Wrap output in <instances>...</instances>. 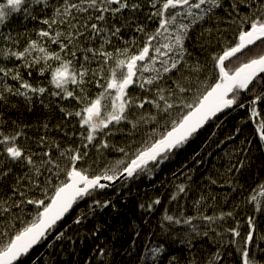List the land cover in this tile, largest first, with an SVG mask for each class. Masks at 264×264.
Listing matches in <instances>:
<instances>
[{
    "label": "snow or ice",
    "instance_id": "1",
    "mask_svg": "<svg viewBox=\"0 0 264 264\" xmlns=\"http://www.w3.org/2000/svg\"><path fill=\"white\" fill-rule=\"evenodd\" d=\"M238 2H243L251 11L241 13ZM223 4L224 0H151L153 11L149 19L157 21V28L146 31L144 26L138 25L135 31L141 34L140 40L123 41L125 46L117 47L112 38L122 40L121 27L114 23L109 26L108 22L118 16L122 18L125 10L140 11L138 0H6L0 3V25L13 13L23 12L37 19L29 11L30 6L39 7L42 12L52 10L50 16L40 19L47 27L36 32L37 39L29 38L23 49L19 48L18 39L12 40V47L0 49L4 60L20 61L12 68L0 64V102L7 103L8 95L23 96L28 101L34 95H43L48 89L31 84L20 69H26L29 77L33 69L43 76L51 67L49 62L55 61L58 66L52 70L49 83L60 91L50 95L78 101L81 105L78 111L65 108L60 111L67 117H79L84 128L80 133L81 147L61 149L60 143H50L47 136H41L35 141L39 150L33 151L17 143L25 136L22 130L5 134V121L0 120V187L4 186V180L14 177L11 196L0 198V218L6 220L11 216L13 221L20 223L19 227L12 224L16 227L13 233L0 229V264H24L22 258L41 244L50 231L60 227V222L80 201L87 199L92 204L89 213L74 220L75 224H80L88 214H94L97 208L111 204V200L98 198L112 186L105 182H115L121 177L138 179L141 174L153 175L225 110L248 108L250 118L260 117L259 106L264 105V0H234L229 5L231 10L220 18L217 10L223 9ZM213 20L212 27L204 29L200 35L207 34L209 46L215 40L218 50L214 49L215 54L210 55L208 61L189 63L192 53L185 42L191 39L190 33L198 25ZM97 43L98 47L90 46ZM50 45H57L58 50H50ZM77 52L83 53L84 62L99 58L98 78L97 71L83 63L78 69L72 68L81 60ZM208 62L214 77L207 74ZM89 74L91 78L86 79ZM9 79L19 82V86L13 88ZM87 84H95L102 91L91 98L87 94ZM70 85L75 87L69 88ZM122 122L130 125V136H135L145 125L153 127L134 148L132 144L126 147L109 144L107 137L114 134L109 125L115 127ZM47 127L45 124L44 128ZM256 130L264 141V118L258 120ZM89 145H98L97 151L115 150L122 158L95 171L88 163ZM240 153L245 158L238 159L229 171L239 173L250 165L243 147ZM13 164L23 165L26 171L15 175ZM259 188L264 190V183ZM185 191L184 184L177 185V194ZM176 198L172 196L173 200ZM256 199V196L251 197L253 201ZM160 203L157 198L149 208ZM29 205L35 209L34 213L27 210L31 219L14 215V210L25 212ZM256 211H261L259 203ZM225 215L232 217L233 213L201 218L214 223ZM164 218L181 223L170 215ZM194 219L196 217L184 218L183 223L192 224ZM247 224L249 231L244 237V246H238L237 250L241 252L242 264H257L247 247L255 232L252 217ZM238 229L239 225L228 231L239 237ZM63 235L60 232L58 238ZM152 251L159 254L163 248ZM216 259H220L219 253Z\"/></svg>",
    "mask_w": 264,
    "mask_h": 264
},
{
    "label": "trees",
    "instance_id": "2",
    "mask_svg": "<svg viewBox=\"0 0 264 264\" xmlns=\"http://www.w3.org/2000/svg\"><path fill=\"white\" fill-rule=\"evenodd\" d=\"M5 2L6 0H0V3ZM138 2L141 4L140 11L132 13L125 10L122 18L118 16L108 22L109 26L114 23L121 27L122 40L112 38L113 44L117 47H124L123 41L130 42L134 38L140 40L141 34L135 31L138 25L144 26L146 31H154L157 28V21L149 19L153 11L150 7L151 0ZM232 2L234 0H224L223 9L217 10L220 18L225 16L226 11L231 10L229 5ZM238 7L241 13L251 11L243 2H238ZM29 11L37 19H32L23 12L13 13L3 25H0V49L12 47V40L16 39L19 40V48L23 49L29 38L37 39L36 32L47 27L40 23V19L45 15L50 16L51 9L42 12L39 7L30 6ZM129 20L131 23H128ZM213 23L214 20L202 23L190 33L191 39L185 42L192 53L189 63L195 64L197 60L208 61L210 55L215 54L214 49L218 50L215 40L209 46L206 44L207 34L203 37L200 35L204 29L212 27ZM231 31L229 29V32ZM90 46L99 45L97 43ZM108 47L112 50L110 46ZM50 50H58L57 45H50ZM82 55V52H77L81 60L74 63L72 68L78 69L83 63L85 67L96 70L98 78L99 58H90L88 62H84ZM49 63L51 67L43 76L38 70L33 69L32 76L29 77L26 69H20L24 78L31 84L45 87L48 91L43 95H34L31 101L23 96L8 95L7 103L0 102V120L5 121L3 131L5 134H14L15 131L22 130L25 136L17 143L33 151L39 150L35 141L41 136H47L50 143H60L61 149L69 146L81 147L80 133L84 128L79 123V117H67L60 111L61 108L78 111L81 105L71 98L50 95L51 92L60 90L49 83L51 72L58 63L55 61ZM0 64L12 68L20 64V61L4 60L0 55ZM207 74L214 77L210 62ZM104 76L107 77V72ZM90 78L89 74L86 79ZM103 82L102 80L101 83ZM8 83L13 88L19 86V82L10 79ZM73 87L75 86H69ZM85 87L91 98H95L102 91L95 84H87ZM129 92H132L131 88ZM259 108L261 115L255 120L250 118L248 108L225 110L218 115L215 122H210L201 129L185 148L176 153L173 159L161 165L153 175L141 174L138 179L129 178L112 189L104 190V194L98 198L113 200L112 206L88 214L86 217L89 223H70V218L60 222V227L50 231L47 238L30 251L28 255L30 260L38 258L32 264H215L217 261L209 255L211 251L214 255L219 252L230 264H242V259L237 258L242 255L237 249L238 246H244V237L249 231L247 224L249 217L255 222V232L253 241L247 247L250 257L256 256L257 264H263L264 239L261 237L264 236V190L260 189L259 185L264 183V141L260 139L256 129L258 120L264 118V105H260ZM45 124L48 125L47 129L44 128ZM152 127L145 125L137 130L135 136H130L128 134L130 125L124 122L115 127L109 125L114 134L107 139L109 144H115L117 147L132 144L134 148L147 133L151 132ZM237 129L240 131L237 132ZM104 131L107 132L108 129ZM242 147L250 165L239 173L235 170L229 171L238 159L245 158L240 153ZM97 148L98 145L97 147L89 145L88 163L92 164L95 171L122 158V154L115 150L97 151ZM53 151L55 153V149ZM93 161L96 163L93 164ZM12 168L17 176L26 171L23 165L13 164ZM13 179L14 177H10L2 182L4 186L0 187V198L6 199L11 196L10 185ZM213 180L216 183H212ZM180 184L186 186V191L177 194V185ZM173 195L177 196L175 200L172 199ZM252 196H256V201L260 202L261 211L251 210H256L251 205ZM157 198L161 203L149 208L152 201ZM91 204L92 202L86 199L80 201L75 209L86 214L89 213ZM142 204L143 208L140 207ZM28 209L33 213L35 211L33 206L29 205L26 206L25 212L14 210V215L25 220L31 219ZM228 212L233 213L232 217L225 215L224 219H216L214 223L201 218L202 216L218 218L222 213ZM165 215L180 219L181 223L168 221L164 218ZM74 217L72 213L71 218ZM187 217L196 219L192 224H185L183 220ZM13 223L16 227L20 226L19 221H13L11 216L6 220L0 218V229L13 233L16 230V227L12 226ZM237 225L241 233L239 237L228 231ZM60 232L64 233L62 238H58ZM205 232L208 234L204 235ZM191 242L193 244H190ZM180 244L183 246L180 247ZM191 245L196 249L191 248ZM160 247L163 248V258L152 251ZM108 249L112 253H109ZM184 250L186 253L182 254Z\"/></svg>",
    "mask_w": 264,
    "mask_h": 264
},
{
    "label": "bare ground",
    "instance_id": "3",
    "mask_svg": "<svg viewBox=\"0 0 264 264\" xmlns=\"http://www.w3.org/2000/svg\"><path fill=\"white\" fill-rule=\"evenodd\" d=\"M198 27V26H197ZM118 184H116V185H112L111 187H109V189H112V188H114V187H116ZM259 203V206H260V202H258V201H252V203H251V205L254 207V208H256L257 207V204ZM112 204H113V200H111V204H109L110 206H112ZM108 205V206H109ZM97 211H101V209H99V208H97L96 209ZM252 211H254V212H257L256 210H253V209H251ZM72 213L75 215V217H74V219H72L71 218V215H72ZM83 213L81 212V211H79V210H77V209H75V206H74V208L71 210V212L68 214V215H66L65 216V218H64V220L63 221H67V219L68 218H70L69 219V222L70 223H73V221L74 220H76L77 218H79V217H81V215H82ZM92 221V220H91ZM62 222V221H61ZM90 221L88 220V218L87 217H85L83 220H82V222L81 223H89ZM188 244H189V242H188ZM190 244H193V242H191ZM180 247H182L183 245L182 244H180L179 245ZM161 248V247H160ZM191 248H193L194 250L196 249L195 247H193L192 245H191ZM108 252L109 253H112V251L110 250V249H108ZM186 252H185V250L182 252V254H185ZM219 253V252H218ZM166 254V253H165ZM167 254H168V252H167ZM160 258H163V256H164V254H163V252H160L159 254H157ZM210 255V257L211 258H213L214 260H216L217 262L215 263V264H230L229 262H227V261H225L226 259H225V257L224 256H222V255H220V259H216V255H214L213 253H212V251H211V253L209 254ZM237 258L238 259H242V257H240V256H237ZM251 258H254L255 260H256V256H251ZM23 259V262H24V264H32L33 262H35L38 258H35V259H33V260H30L29 258H28V256L27 257H24V258H22ZM181 260H183V256H182V259ZM263 263V262H262ZM99 264H102V263H99ZM231 264H235V263H231ZM264 264V263H263Z\"/></svg>",
    "mask_w": 264,
    "mask_h": 264
},
{
    "label": "water",
    "instance_id": "4",
    "mask_svg": "<svg viewBox=\"0 0 264 264\" xmlns=\"http://www.w3.org/2000/svg\"><path fill=\"white\" fill-rule=\"evenodd\" d=\"M219 115V114H218ZM124 179V177H121L119 180L115 181V182H105V183H111L112 185H116V184H119L120 182H122ZM37 246V245H36ZM35 246V247H36Z\"/></svg>",
    "mask_w": 264,
    "mask_h": 264
},
{
    "label": "rangeland",
    "instance_id": "5",
    "mask_svg": "<svg viewBox=\"0 0 264 264\" xmlns=\"http://www.w3.org/2000/svg\"><path fill=\"white\" fill-rule=\"evenodd\" d=\"M120 183H121V182H120ZM120 183H119V184H120Z\"/></svg>",
    "mask_w": 264,
    "mask_h": 264
}]
</instances>
